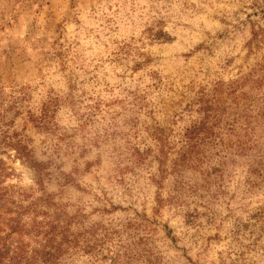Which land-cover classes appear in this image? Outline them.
<instances>
[{
  "label": "rangeland",
  "instance_id": "1",
  "mask_svg": "<svg viewBox=\"0 0 264 264\" xmlns=\"http://www.w3.org/2000/svg\"><path fill=\"white\" fill-rule=\"evenodd\" d=\"M262 110L264 0H0L1 264H264Z\"/></svg>",
  "mask_w": 264,
  "mask_h": 264
},
{
  "label": "trees",
  "instance_id": "2",
  "mask_svg": "<svg viewBox=\"0 0 264 264\" xmlns=\"http://www.w3.org/2000/svg\"><path fill=\"white\" fill-rule=\"evenodd\" d=\"M233 91H232V93H233ZM234 97H236V96H234ZM217 106H219V105L216 104V107ZM45 107H47V106H45ZM227 110H229V108ZM210 111L212 112V114L207 115L206 120L204 122L202 121L198 125H194V128L191 129L190 131H187V133L185 134V136L188 139H194V147L197 145V143H201L204 139V138L199 136L200 132H204L207 135L208 134L214 135L215 133L213 132L212 127H220V124L223 122L222 118L220 117V115H217L215 110L210 109ZM45 112H46L45 110L42 111V114ZM260 115L264 116V110H262V113ZM242 116L247 117L246 115H243V114H241V115L237 114L236 115L237 118L235 117L233 119L232 123H239L240 120L243 119ZM46 118H47L46 114L39 115V117H37L35 119L37 126H39L40 124L42 126H44L46 124V122H45ZM209 119L215 120L213 122V124H211L212 125L211 127L208 125V122H207V120H209ZM251 120L252 119H249V118L247 120L243 119V121H246L245 126L242 128V130H245V134L243 136L246 137L247 139L241 140L240 137H238L239 136V133H238L237 138L234 141V143L230 142L229 143L230 146H229V144H227V149H228V147L232 148L233 152H235V154H244V155L255 156L258 160L257 165H259L260 163L264 164V145H259L258 142L255 141V137H253V134H255V131H254V127H253ZM225 122H227V121H225ZM228 129L232 133L236 132V130L234 128V124H230ZM249 130H250V132H249ZM193 132H194V137L192 135ZM207 138H209V137H207ZM213 141H214V139H213ZM218 141H217V143H215V145H213V148H216L218 146H222V144L220 145L219 143L223 142V140L220 139ZM223 147H225V146L223 145ZM15 149H16L18 155L20 156V158L23 159V161L25 163L30 165V167L35 171L34 173H36V176H37L39 174L38 170L41 167L42 163L32 159L33 158L32 157L33 151L31 149H28L26 146H22L21 142L17 143ZM262 172H264V171H262ZM37 177L39 178V176H37ZM260 177H261V179H264V173H261ZM29 209L33 210L36 214L40 213V211H39L40 209H37L35 206L24 209L23 212H29ZM42 225H43V223H40V225H36V227L34 226L33 227L34 231H29L24 227V225H20V232H23L24 234L26 233L28 235L33 233V235L31 237L39 236L40 233L43 232V237L45 239H47V241H44V243L43 242L40 243L39 246L34 247L32 249L26 248V246L24 244L21 245V247L17 253V257H18L19 262H23L24 264H57L58 263V260L61 258V255L64 252V249H63L64 244H59L57 246L48 245L49 242H51L52 239L54 238L53 231H49V232L40 231ZM1 257H2V253L0 252V264H1Z\"/></svg>",
  "mask_w": 264,
  "mask_h": 264
}]
</instances>
